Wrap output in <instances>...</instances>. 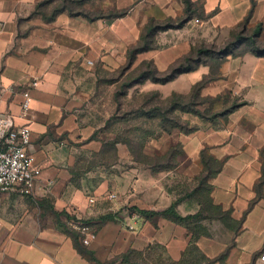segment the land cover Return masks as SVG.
I'll return each mask as SVG.
<instances>
[{"label":"crops","instance_id":"crops-1","mask_svg":"<svg viewBox=\"0 0 264 264\" xmlns=\"http://www.w3.org/2000/svg\"><path fill=\"white\" fill-rule=\"evenodd\" d=\"M42 1L0 0V114L30 129L29 151L41 169L34 196L0 194V264H264V56L243 52L220 64L202 95H232L243 104L221 127L147 142L142 152L149 157L180 149L174 167L154 171L109 134L108 119H93L100 115L93 102L103 87L115 86L110 75L126 68L147 23L184 15L185 1L119 0L127 12L111 23L67 11L47 19L37 11ZM192 1L199 15L159 33L169 42L138 53L125 74L143 62L164 72L200 41L223 45L239 26H261L264 41V0ZM210 74L201 65L141 86L189 94ZM208 160L218 168L208 178L210 197L226 220L182 223L161 214L172 207L183 218L201 211L190 194ZM127 208L135 209L132 216L124 215ZM70 219L89 222V231L73 230Z\"/></svg>","mask_w":264,"mask_h":264},{"label":"trees","instance_id":"trees-1","mask_svg":"<svg viewBox=\"0 0 264 264\" xmlns=\"http://www.w3.org/2000/svg\"><path fill=\"white\" fill-rule=\"evenodd\" d=\"M185 1V13L184 15L178 17L177 19L169 18L166 19L164 23H161L159 20L152 19L150 20L144 28L143 35L139 43L133 47L132 50L129 52V59L128 65L126 68L121 69L123 74H125V70L129 69L130 66L134 63L135 57L138 53L150 50L157 46L154 45V40H157L159 33L168 31L171 29H181L185 25L192 20L195 14L198 13V8L195 7L192 0H184ZM54 0H44L37 6V11L41 12V7L51 5ZM77 5L79 7H83V0H63V2L54 8L51 14H47L41 12L47 19H53L58 13L61 12H69L71 15L74 16H81V17H88V13L85 10H77L74 6ZM127 11L120 10L119 15L116 18H120L125 16ZM108 20V22H113L114 19ZM88 19V18H87ZM97 19L89 18V22H94ZM261 33V26L257 27L255 30L251 31L247 29L245 26H239L236 28L232 34L231 38L224 43L223 45L218 46L217 44L207 45L206 43H199L192 48V51L185 56L183 59L179 60L178 62L174 63L169 69L164 72H161L157 69V67L152 62H143L139 67L128 72L125 76L129 79V83L126 85L129 89L134 85L141 83L144 84L147 81H152L154 83H167L181 74L188 73L198 69L201 65H208L211 68V74L209 78L197 83L193 86L192 90L189 94H178L173 93L169 95L166 100L169 101L171 107L170 111H175L180 108V98H186L190 103H188V111L194 112L195 114L200 115L202 118L208 119V121H215L221 116H226L235 111L239 106L243 103L240 102L237 98L233 97L232 95H221L215 98L212 97H205L202 95L201 91L203 86L210 81L216 80L219 77V66L220 64L225 61L230 56H235L240 53L251 52L256 56L263 57L264 56V41L260 39ZM147 67H152V70H148ZM111 82H115L114 80H110ZM152 95H161L157 91H152ZM149 94V93H147ZM151 94V93H150ZM226 96V97H225ZM196 97H199L202 101H216L222 98H228L230 100L228 109L222 112H212V108H206L202 110L200 107L203 105L198 104L196 101ZM194 103V104H193ZM197 103V104H196ZM158 110V108H157ZM192 110V111H190ZM165 120H167L165 118ZM111 124V119L108 118L106 122V130L109 129V125ZM198 128L189 131V132H182V133H192L197 131ZM109 131V130H107ZM172 133V132H171ZM116 140L126 142L121 138L116 136ZM130 145L131 149L133 147L130 143L126 142ZM146 143L142 144L140 147L141 149L138 152H134L137 161L142 163L144 166H148L152 168L154 171L157 170H168L175 166V157L177 156L180 149L178 147H173L167 153L161 155H155L152 157L146 156L143 154V149ZM208 160L205 162L207 167V172L201 176V178L197 179L196 187L193 193L190 196H195L196 199L201 203L203 208L201 211L189 217H181L179 216L174 207L169 208L168 210L164 211L163 214L166 217H174L176 220L182 223H188L189 221H197L201 218H213V217H220L226 220V216L219 211V208L215 207L212 203V199L210 197L211 192V185L208 183V178L215 175L218 172L217 166L214 163ZM126 210L133 213L135 209L127 208ZM144 215L151 216L152 213L146 211H140ZM89 223V222H86ZM59 225L64 226L68 229L63 223L59 221ZM75 230L73 227H71ZM77 231V230H75Z\"/></svg>","mask_w":264,"mask_h":264},{"label":"rangeland","instance_id":"rangeland-1","mask_svg":"<svg viewBox=\"0 0 264 264\" xmlns=\"http://www.w3.org/2000/svg\"><path fill=\"white\" fill-rule=\"evenodd\" d=\"M62 2L63 0H54L51 5L41 7L40 10L41 12L51 14L54 8ZM118 6L119 0H83V7L77 5L74 7L77 10H85L88 13V19L110 20L119 15L120 10ZM87 18L85 19L88 20ZM160 22L164 23L166 21ZM168 42L157 37V40H154V45L162 46ZM199 43L205 42L200 41ZM206 44L211 45L214 42ZM217 45L220 46L219 44ZM147 68L148 70H152V67ZM129 79V77L127 78L123 74L122 70L110 75V80L115 81V86H111L110 88L105 86L100 90L101 95H97L99 98L97 104H95L96 100L93 102V112L100 115H95L93 119L101 122L110 118L109 134H113L130 143L135 152L141 149L140 146L143 143L145 144L153 138H161L171 132H189L204 125L209 126L210 124L213 128H218L226 122V116H221L215 121H208V119L202 118L192 110H190L192 112H189L187 105L190 102L186 98H180L179 109L170 111L171 105L166 100L168 96L152 95V91L155 90L145 91V87H142L141 85L143 84L141 83L133 85L129 89L126 86L129 83ZM196 98L198 104L205 102L200 107L202 110L212 108V112H222L230 107V100L228 98L216 101H202L199 97Z\"/></svg>","mask_w":264,"mask_h":264},{"label":"built area","instance_id":"built-area-1","mask_svg":"<svg viewBox=\"0 0 264 264\" xmlns=\"http://www.w3.org/2000/svg\"><path fill=\"white\" fill-rule=\"evenodd\" d=\"M31 101V93L26 90L22 105L24 113L31 110ZM31 144L32 133L27 126L14 127L7 115L0 114V194L19 192L26 196L35 195L41 169L34 164L29 151ZM124 215L132 216L133 213L125 209ZM69 224L81 233L90 229L89 223L80 220L70 219Z\"/></svg>","mask_w":264,"mask_h":264}]
</instances>
